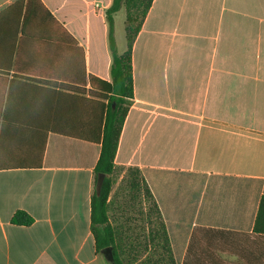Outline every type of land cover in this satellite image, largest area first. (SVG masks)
Masks as SVG:
<instances>
[{
	"label": "crops",
	"instance_id": "1",
	"mask_svg": "<svg viewBox=\"0 0 264 264\" xmlns=\"http://www.w3.org/2000/svg\"><path fill=\"white\" fill-rule=\"evenodd\" d=\"M17 1L0 0V162L45 152L0 170V264H108L91 230L101 145L81 139L101 108L26 78L74 81L82 49L86 75L111 81L112 0H41L76 45L49 20L23 35ZM132 58L115 163L142 171L176 264H264V0H153Z\"/></svg>",
	"mask_w": 264,
	"mask_h": 264
},
{
	"label": "trees",
	"instance_id": "2",
	"mask_svg": "<svg viewBox=\"0 0 264 264\" xmlns=\"http://www.w3.org/2000/svg\"><path fill=\"white\" fill-rule=\"evenodd\" d=\"M152 2L153 0H146L141 21L137 26H134L136 15L130 9L138 8L142 4V0H112L111 6L107 9L109 48L112 56L111 81L86 75L82 49H79L80 62L78 66L80 69L78 68L77 79L74 76V81L62 82L64 80L49 78V76L38 79L26 78L33 84L42 85L52 91L61 89L81 94L87 93L101 108V121L96 135L81 139L101 145V154L95 169L96 185L99 175H104V181L100 194L96 190L92 198L91 230L99 254H103L107 248L112 249L114 261L108 264H176L165 221L142 171L137 167H119L115 163L123 125L131 105V99L134 97L132 58L134 42ZM124 7L129 9L126 25L127 49L123 54H119L114 36V17ZM10 8L19 10L20 19L22 17L23 35L26 34V26L29 21L42 20L46 22L49 20L76 45L75 40L57 22L41 0H18ZM7 116L8 111L4 113V118L6 119ZM44 152L45 144H42L37 162L20 164H14L11 161L0 162V170L5 169L3 167L11 166L40 167ZM120 171L121 175H119ZM120 193H126L127 196H133L135 199L140 197V200L144 202L143 205L148 207L145 212L143 209L140 214L141 223L138 225V230H140L138 234H131L135 230L132 225L120 221L113 223L111 220L113 205L119 204L123 198ZM12 223L28 227L34 223V219L25 211H17L12 218ZM254 232L264 235V196L259 203Z\"/></svg>",
	"mask_w": 264,
	"mask_h": 264
},
{
	"label": "rangeland",
	"instance_id": "3",
	"mask_svg": "<svg viewBox=\"0 0 264 264\" xmlns=\"http://www.w3.org/2000/svg\"><path fill=\"white\" fill-rule=\"evenodd\" d=\"M146 4V0H142V4L138 8H132V13L136 15V21L134 22V26H137L141 21L142 11L144 5ZM129 9L122 8V10L115 16L114 19V36L116 40V45L119 54H123L127 49V39H126V25H127V17H128ZM122 172H119L121 175ZM120 180L118 182V185ZM117 186L115 187V189ZM117 194V193H116ZM120 195L123 197L119 204L113 205L112 207V215L111 220L113 223L117 221L125 222L126 224L132 225V228H135L131 234H138L140 230H138V225L141 223L140 214L147 210V205H143L144 202L140 200V197L133 198V196H127L126 193ZM140 200V201H139ZM137 225V226H136ZM138 230V232H137Z\"/></svg>",
	"mask_w": 264,
	"mask_h": 264
},
{
	"label": "water",
	"instance_id": "4",
	"mask_svg": "<svg viewBox=\"0 0 264 264\" xmlns=\"http://www.w3.org/2000/svg\"><path fill=\"white\" fill-rule=\"evenodd\" d=\"M103 181H104V175H99L98 182L96 185V190H97L98 194H100ZM103 254H104V256L108 262L112 263L114 261V255H113L111 248H107Z\"/></svg>",
	"mask_w": 264,
	"mask_h": 264
}]
</instances>
